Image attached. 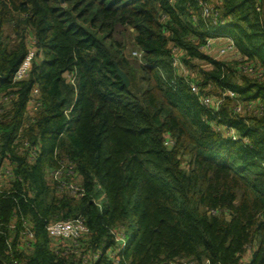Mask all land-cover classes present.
Wrapping results in <instances>:
<instances>
[{"label":"trees","instance_id":"obj_1","mask_svg":"<svg viewBox=\"0 0 264 264\" xmlns=\"http://www.w3.org/2000/svg\"><path fill=\"white\" fill-rule=\"evenodd\" d=\"M64 1L0 0V264H264V0ZM223 37L243 62L202 50ZM213 87L253 114L203 107ZM77 218L79 245L52 240Z\"/></svg>","mask_w":264,"mask_h":264},{"label":"built area","instance_id":"obj_2","mask_svg":"<svg viewBox=\"0 0 264 264\" xmlns=\"http://www.w3.org/2000/svg\"><path fill=\"white\" fill-rule=\"evenodd\" d=\"M204 7H205V11L203 15L204 18L206 19L211 18L212 12H213L212 9L210 7H207L206 5ZM258 10L261 12L260 8ZM213 23L214 25L217 24L216 19H214ZM222 41L224 45L219 49V57L227 56L230 53L236 54L235 42L230 37H223L222 39L209 38L206 46L202 50H204L206 53H210L213 50L216 42L222 43ZM174 54H175L174 64H173L174 67L176 69H181V71L184 72V75H187L188 72L184 69L183 65L181 64L180 57H179L177 50L174 51ZM35 56H36V50L32 48L29 51L25 60L20 65L19 69L17 70L16 75H15V82L23 81L29 77ZM134 57L139 60H142V54L139 52L134 53ZM238 61L243 62V60L240 58H238ZM254 66H244L242 68L243 73L257 77V78H261L263 73H261V71H257V69ZM190 87L194 94L196 95L200 94V89L195 83H191ZM33 95H34L33 96L34 98L38 96L37 89L34 90ZM226 99L237 101V95L234 92H231L229 90H224L222 92V97L219 100H216L210 96L202 95L200 97V102L203 107H206L207 109H213L214 111L218 112L220 108L222 107V105L224 104ZM249 108L251 109V107ZM262 110H263V107L260 106V111ZM236 111L237 113L243 112L242 104L241 105L237 104ZM226 131H227L228 136H231L233 140H237V135L234 130H230V131L226 130ZM166 145L169 146L170 144L167 143ZM63 169H65V166ZM6 174L10 176L12 175L11 172L9 171H7ZM62 174H63V170L55 171L52 174V178L58 183H61L60 177L62 176ZM61 187H66V186L61 184ZM67 188L72 194V196H75L76 198H82L85 195L84 191L75 184L68 185ZM48 233H49V236L54 241H65L69 243L71 242L77 246L79 245L81 241H83L85 237L90 235V230L87 227L86 222L83 218H77V219L67 220V221H58V222L50 224L48 226ZM24 235H28L29 239L33 237L29 229L24 233ZM94 257L98 258L99 256L95 255ZM176 264H196V263L195 262H187V263L185 262V263H176ZM203 264H211V263L209 261H205Z\"/></svg>","mask_w":264,"mask_h":264},{"label":"rangeland","instance_id":"obj_3","mask_svg":"<svg viewBox=\"0 0 264 264\" xmlns=\"http://www.w3.org/2000/svg\"><path fill=\"white\" fill-rule=\"evenodd\" d=\"M133 37L134 36H133V34L130 31H124L122 33V35L118 36V39H119V41L125 43V45L127 47L126 52H125L126 56L132 58L134 61L135 60L138 61V59L134 57V53H137V50L135 49V46H134V38ZM12 40L15 41L14 36H12ZM223 45H224L223 42L221 44H219V45H216L210 53H207V55L213 56L214 59L219 60V61H227V62L235 61L234 57H236V59H237V56H236V54H233V53H230V54H228L227 56H224V57H219L218 48L220 49ZM68 79H70V78L68 77ZM208 91L210 93L209 94L210 97H213L216 100H219L222 97V93H221L220 89H216V88L213 87V88H210ZM237 104L241 105L242 103L241 102L237 103L235 101H231V105L236 107ZM35 113H36L35 110L32 111V116ZM249 113L253 114L252 110L250 108H247V109H243V112L241 114L244 115V116H246V115L249 116L250 115ZM68 169L70 171L69 173L74 175L73 167H68ZM102 195H104V197H103L104 199L102 201V204L105 205V204H107V198L105 196V191H102ZM120 239L121 238H118V240H120Z\"/></svg>","mask_w":264,"mask_h":264},{"label":"water","instance_id":"obj_4","mask_svg":"<svg viewBox=\"0 0 264 264\" xmlns=\"http://www.w3.org/2000/svg\"><path fill=\"white\" fill-rule=\"evenodd\" d=\"M64 2L65 1L62 0V3ZM116 71H117L118 76L121 78V80L125 84V86L129 87L131 85V82H130L128 75L125 72H123L118 66H116Z\"/></svg>","mask_w":264,"mask_h":264},{"label":"crops","instance_id":"obj_5","mask_svg":"<svg viewBox=\"0 0 264 264\" xmlns=\"http://www.w3.org/2000/svg\"><path fill=\"white\" fill-rule=\"evenodd\" d=\"M223 42V41H222Z\"/></svg>","mask_w":264,"mask_h":264}]
</instances>
